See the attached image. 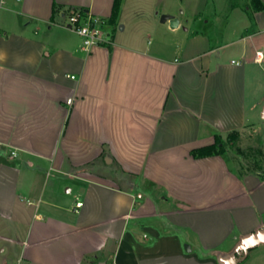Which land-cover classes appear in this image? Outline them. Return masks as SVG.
Wrapping results in <instances>:
<instances>
[{"label":"crops","instance_id":"1","mask_svg":"<svg viewBox=\"0 0 264 264\" xmlns=\"http://www.w3.org/2000/svg\"><path fill=\"white\" fill-rule=\"evenodd\" d=\"M211 2L213 41L197 0H122L112 29V0L0 2V264H264V241L235 254L264 179L190 155L231 131L264 151V9ZM76 7L111 43L82 48Z\"/></svg>","mask_w":264,"mask_h":264},{"label":"rangeland","instance_id":"2","mask_svg":"<svg viewBox=\"0 0 264 264\" xmlns=\"http://www.w3.org/2000/svg\"><path fill=\"white\" fill-rule=\"evenodd\" d=\"M198 1V12L196 11L195 15H192L190 18V20H193V26L194 27H198V28H205L206 32L208 33L207 35L210 37V41H213V36L216 35L215 33V28L214 25H200V23H202L201 19L205 18V14H207L209 16V14L213 11V6H212V2L211 0H205V2H203L202 0H197ZM180 2V0H179ZM196 4V3H195ZM182 7V6H181ZM181 7H178L177 10L175 9V13L178 12V15L180 16V18L183 20V18H188L189 13L187 12V14H181L179 13ZM158 12V15L154 16V19L156 18H160L161 15H163L164 13H162V9L161 7H157L156 9ZM152 15V13H151ZM190 16V15H189ZM192 23V22H191ZM198 25H195L197 24ZM117 25V24H115ZM192 26V25H190ZM204 26V27H203ZM162 32L161 30L156 28V35H160ZM78 37V36H77ZM79 38V37H78ZM148 39V38H147ZM239 135L246 138L247 140H245V142L242 144L240 142H238L239 140ZM247 135V136H246ZM227 136V135H226ZM226 136L224 137V139L226 138ZM225 152L224 154L226 155V157L228 158V164L231 165L232 167L236 168L239 171H242L243 173H249V172H257V171H261V169H264V156L263 154L260 152L262 151V145L260 144V140H258L257 138L253 137L252 135H250V133H248L247 131H243L240 134H238L237 139L235 140L233 145H228L226 144L225 147ZM112 163L110 162L111 166L110 168H113L114 166L111 165ZM105 162L100 161L99 162V166H98V171H103L105 170L106 173L110 176V177H116V175H118L120 177V179H123L122 181H128L129 175H128V171H126V174H122L121 171H118L119 169H110ZM109 169V170H108ZM105 173V172H103ZM160 188V187H158ZM162 188V187H161ZM139 189L137 188L134 192H137ZM238 251V249H237Z\"/></svg>","mask_w":264,"mask_h":264},{"label":"built area","instance_id":"3","mask_svg":"<svg viewBox=\"0 0 264 264\" xmlns=\"http://www.w3.org/2000/svg\"><path fill=\"white\" fill-rule=\"evenodd\" d=\"M19 1V0H17ZM3 3V0L0 1ZM63 26L71 29L78 34L82 41V48L89 51L91 47L111 43V37L104 28L103 20L99 17L92 16L82 8H68L62 13ZM263 58L262 51L255 52L254 60L260 62ZM73 77V76H72ZM15 155L14 152H12ZM81 201H76L75 206H80Z\"/></svg>","mask_w":264,"mask_h":264},{"label":"trees","instance_id":"4","mask_svg":"<svg viewBox=\"0 0 264 264\" xmlns=\"http://www.w3.org/2000/svg\"><path fill=\"white\" fill-rule=\"evenodd\" d=\"M122 0H112V7H111V13L108 17L103 18L105 23L109 26H111V29L114 28L116 23V18L120 11ZM252 5L254 6L255 10H262L264 9V3L260 0H251ZM238 132L237 131H231L227 134L226 138L224 139L222 136L215 134L214 140L212 143L199 146L196 148H192L190 150V155L194 158H202V157H208L213 155H221L225 152L226 144L233 145L235 140L237 139ZM264 156V151H260ZM260 178L264 179V169H261V171H257ZM250 247H246V250L238 249V251L235 253L236 258L238 260H242L245 258V253Z\"/></svg>","mask_w":264,"mask_h":264},{"label":"water","instance_id":"5","mask_svg":"<svg viewBox=\"0 0 264 264\" xmlns=\"http://www.w3.org/2000/svg\"><path fill=\"white\" fill-rule=\"evenodd\" d=\"M169 18H170V15H165V14L161 15L160 17L161 21H165L166 19H169ZM177 23L178 22L176 18H171L169 21V25L171 27H176ZM105 161L110 162V158L105 157ZM262 241H264V225L262 227L255 229L251 234L244 237L239 247L240 249L245 251L246 247L254 246ZM184 247L187 250L190 249L189 245L187 244H185Z\"/></svg>","mask_w":264,"mask_h":264}]
</instances>
